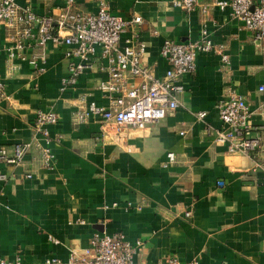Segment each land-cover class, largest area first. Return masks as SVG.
<instances>
[{
  "label": "crops",
  "instance_id": "0c3cea01",
  "mask_svg": "<svg viewBox=\"0 0 264 264\" xmlns=\"http://www.w3.org/2000/svg\"><path fill=\"white\" fill-rule=\"evenodd\" d=\"M72 1L87 14L104 4L122 21L140 17L141 24L121 35L119 45L136 35L146 47L142 64L158 79L167 70L163 43L195 42L202 28L229 62L223 65L217 53L199 54L194 73L182 78L184 90L174 111L144 130L125 127L105 134L100 116L76 119L90 104H108L98 89L108 78L98 68L99 56L62 91L69 69L78 63L67 56L71 48L48 41L38 73L29 63L33 48L23 51L24 60L8 58L12 44L2 29L0 149L13 157L15 146L29 148L19 166L0 161L5 176L0 256L19 264L52 259L67 264L70 252L86 250L91 238L104 232L141 243L134 264H166L172 257L181 263L264 264V90L259 91L264 43L255 42L229 9L211 7L229 0H198L209 6L206 14L200 7L185 12L171 0ZM15 2L39 17L57 18L66 7V0ZM137 84L132 80L130 87ZM230 93L242 96L252 113L251 136L260 140L253 154H231L215 141L222 129L216 105ZM38 112L58 117L49 127L52 169L41 161L45 143L34 128ZM199 112L207 113L205 119L197 118Z\"/></svg>",
  "mask_w": 264,
  "mask_h": 264
},
{
  "label": "built area",
  "instance_id": "2783aa9c",
  "mask_svg": "<svg viewBox=\"0 0 264 264\" xmlns=\"http://www.w3.org/2000/svg\"><path fill=\"white\" fill-rule=\"evenodd\" d=\"M229 0L211 4L220 11L229 9L230 16L252 33L255 42L264 43V0ZM172 6L185 12L194 11L200 7L206 14L209 6L200 5L198 0H171ZM142 22L136 16L130 21H122L113 16L104 4L94 14H87L74 7L72 0H66V7L53 17L36 16L29 8L16 4L15 0H0V31L3 29L7 39L12 44L7 49L9 59L15 56L24 60L23 51L33 48L36 53L29 63L37 69V63L43 57V49L48 41L65 45L71 49L67 56L78 59L69 69V78L64 80L61 90L67 85H73L83 70L90 67L99 56L100 71L107 73V80L98 89L106 96L107 106L97 107L90 104L88 109L76 114L78 122H84L92 115L100 116L103 122V132L120 131L125 127L144 130L148 125L163 120L165 116L178 106L177 95L183 92L182 78L194 73L196 57L202 53L220 54L223 65L229 62L222 47L215 46L206 28L200 31L199 39L189 43H174L165 41L160 55L167 64V70L158 79L141 62L145 53V45L137 42L136 35L125 41L120 47V38L129 28ZM132 80L138 84L130 87ZM4 90L0 76V93ZM263 87L259 88L262 92ZM264 111V105L261 106ZM216 114L222 124V129L215 133V141L226 145L231 154H253L260 148V140L251 136L253 127L250 123L252 113L242 96L230 93L216 105ZM207 113L196 114L199 120L205 119ZM58 117L53 112H38L35 122V132L42 137L45 147L42 150L44 168L52 169L54 156L48 147L50 144L49 127L57 123ZM29 145H17L13 157H7L0 149V161L6 165L19 166L26 156ZM168 163L174 161L173 154H167ZM259 167V166H257ZM31 176L28 174L27 178ZM5 176L0 175V182ZM222 187L223 184L218 182ZM116 204L113 205V207ZM140 208H137L139 210ZM189 217L190 214H184ZM55 242V241H54ZM141 246L140 242L130 244L121 233H96L90 240L89 247L80 252H70L67 264H134V256ZM0 264H19L10 262L0 256ZM45 264H60L52 259ZM166 264H198L197 261L181 263L176 258H169Z\"/></svg>",
  "mask_w": 264,
  "mask_h": 264
}]
</instances>
